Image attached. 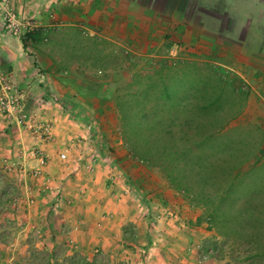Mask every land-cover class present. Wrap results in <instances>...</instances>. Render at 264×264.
I'll return each mask as SVG.
<instances>
[{"label": "crops", "instance_id": "0c3cea01", "mask_svg": "<svg viewBox=\"0 0 264 264\" xmlns=\"http://www.w3.org/2000/svg\"><path fill=\"white\" fill-rule=\"evenodd\" d=\"M8 9L53 26L75 27L76 22L90 30L89 36L117 42L125 53L147 60H200L217 68L209 61L217 56L246 90L249 120L264 126V0H9ZM46 11L54 14L47 17ZM28 58L21 40L5 34L0 19V72L19 89L31 116L52 124L46 139L33 131L24 133L14 119H0V159L16 157L22 203L28 206L21 216L30 223L19 233L31 231L49 254L61 247L88 262L101 257L109 264H133V255L146 246L149 252L171 251L159 264H181L187 256L183 247L196 243L192 233L200 230L188 228L192 218L181 213L183 201L168 191L144 192L146 182L132 177L130 169L131 180L115 168L105 156L104 150L111 149L95 145L97 138L84 118L67 113L64 103L50 97L52 68L41 74ZM61 152L67 154V163L59 160ZM112 175L117 177L113 183ZM136 187L142 195L135 194ZM150 216L158 219L156 235L137 240L149 235Z\"/></svg>", "mask_w": 264, "mask_h": 264}, {"label": "rangeland", "instance_id": "374dc122", "mask_svg": "<svg viewBox=\"0 0 264 264\" xmlns=\"http://www.w3.org/2000/svg\"><path fill=\"white\" fill-rule=\"evenodd\" d=\"M14 13L17 14L16 12ZM53 14L54 11L45 12L47 17ZM26 20L33 22L37 28H49L55 32L76 28L89 35L87 32L90 31L76 22L77 26L70 27L65 25L67 23H56L53 26V24L49 23L50 21L44 23L36 17H27ZM95 38L100 43V48L105 51L116 50L120 55L100 61L97 68L91 67L89 64L83 68L73 59L68 60L67 57H64L65 49H73L74 47L71 45L72 42L66 45L67 40L63 38L57 39L58 44L55 46H45L43 54L33 50L29 42L23 47L29 57L28 59L38 67L37 69L41 74L48 75L50 72L47 70L52 68L54 72L50 73L52 79L49 80V84H54V86L51 85L49 88V93L53 95L50 97L56 102H62V105L64 103V110L67 113H73L75 117L80 118L82 116L84 118L86 126L90 128V131L97 138L95 145L97 147L106 146L107 149H111V151L104 150L107 152L105 156L109 157L115 168L123 169L121 171L124 176L131 180V177L128 176L130 169L132 177L146 182L147 184L143 185L146 189L144 192L149 190L152 193L158 190L168 191L177 194L174 195L176 201H183L184 209H182L181 213L185 217L192 218L189 220L188 228L200 230L198 233H192L196 236L194 237L196 243H189L183 247L182 250L187 251V256H182L181 264H264V257L258 255V246L247 240L248 237L246 238L248 236L247 233H249V226L241 225L239 227L237 220L224 223V215L220 218L217 217L221 213L228 215L229 219L238 215L244 221L261 219L260 221L262 222L257 223L259 225L252 224L264 227L263 206L256 213H253L250 212L252 209L245 202L247 196L253 193L257 194V196H263L261 193L264 191V126L259 123H252L249 120L247 112L249 105L247 104L246 93H244L246 90L239 89L238 92L241 93L239 99L232 97L231 94L230 96L222 97L224 99L223 104L227 103L228 105V110L223 113V116L234 114L233 112L240 107L241 102L243 107L237 117L228 122L227 127L221 131V135L216 137V144L203 146L201 148L202 152L193 147L195 152L193 154L190 153L188 157L185 156L187 162L190 163L194 160L193 162L200 169L201 167L208 168V165L216 158L217 167L219 166V160L224 162V168L229 171H231L229 168H232L230 175L235 174L238 167H240L238 171L248 170L246 175L241 176V182L245 181V188H242L245 193L244 198L242 195L240 199L233 200L231 197H235V195L231 193L230 199H226L225 205L219 211H216L219 195L230 183V180L228 181L229 176H226L225 173L214 175L213 178L211 172L210 175L201 173L203 176L210 177L208 183H206L207 181L195 182V184H190L192 190L186 191L183 188L184 183L181 188L174 186L169 182L161 168L147 166L132 157L125 147L114 93L121 81L129 79L130 76L138 71L150 74V71L157 69L163 61L156 57L147 60L130 52L125 53L123 50L126 49L118 45L117 42ZM20 40L23 44L24 39L20 38ZM103 41L108 44L103 45ZM64 43L66 45L65 49L63 47ZM137 49L141 48L138 47ZM75 52L77 53V50ZM78 53L82 54L80 51ZM209 61L217 63L218 73L224 77L226 82L236 79L237 75L232 70L224 67L227 65L221 61V58L216 56ZM194 62L208 64V62L200 60H195ZM148 66L150 67L148 68ZM45 84H48V80L45 81ZM237 85L239 88L241 87L238 83ZM66 100H68L67 102H74L76 107L72 108V105L66 104ZM90 104L93 106H90ZM25 113L31 115V112L27 109H25ZM46 123L51 124L50 122ZM23 132L31 134L30 130L24 129ZM2 142L5 143L4 141ZM116 145H118V149L115 147ZM180 145H183L185 149L189 148L185 147L182 142ZM221 147H224V149ZM204 150L206 151L204 152ZM216 150L218 152L220 150V152L215 155ZM16 160V157L12 154L3 155L0 159V264H109L106 259L101 257H93L88 262L81 254L68 255L66 250L61 247L57 248L54 253L51 252L49 254L46 244L38 245L37 238L31 231H27L25 234L19 233L23 226L30 223V219H24L21 216V211L23 209L27 210L28 206L23 207L22 197L24 190L15 172ZM181 169L182 165L179 166L178 170ZM179 173L181 172L179 171ZM110 179L113 183L117 180V177L112 175ZM186 179L187 177L184 178V180ZM203 179L207 180L206 177ZM248 184H250V187H247ZM135 194L142 195L143 190L136 187ZM230 202H233V205H230ZM172 216L174 217L175 214ZM185 217L183 216V218ZM147 219L150 233L149 235L148 233L139 235L137 240L143 238L145 240L148 238L152 239L156 235L154 227L157 225L158 219L155 216H150ZM241 227L242 230H238L240 233H237L236 229ZM138 252V254L133 255V264H159L160 259H166L171 254L168 249H154L149 252L146 246L142 247V250ZM122 257L124 256L122 255ZM117 264L126 263L118 261Z\"/></svg>", "mask_w": 264, "mask_h": 264}, {"label": "trees", "instance_id": "16d2710c", "mask_svg": "<svg viewBox=\"0 0 264 264\" xmlns=\"http://www.w3.org/2000/svg\"><path fill=\"white\" fill-rule=\"evenodd\" d=\"M62 38L67 40L66 45L72 42L71 45L77 50L76 53L74 48L65 49L64 43L63 47L67 53L64 57L68 60L73 59L83 68L88 64L97 68L100 61L120 55L116 50L105 51L100 48V43L95 37H90L76 28L60 32L36 28L24 36L23 46L29 42L33 50L43 54L45 46H55L58 44L57 39ZM102 43L104 45L107 42ZM218 72L217 68L207 63L191 60L163 61L157 69L150 71V74L138 71L129 79L121 81L114 93L123 141L132 157L147 166L161 168L171 184L181 188L184 183L183 188L186 191L192 190L190 184L195 182L208 183L210 177L201 173L210 175L211 172L212 178L223 173L229 176L230 183L219 195L216 211L225 205L231 193L235 195L231 197L233 200L240 199L242 195L244 198L245 181L241 182V176L246 175L248 170L238 171L240 168L238 167L235 174L230 175L232 168H229L231 171L224 168V162L219 160L217 167L216 158L208 168L200 169L194 160L187 162L185 156L188 157L190 153L195 152L193 147L200 151L205 145H215L216 137L221 135L228 122L235 119L243 107L241 102L234 114L223 116L228 110V105L223 104L222 97L231 94L232 97L239 99L241 93L238 92L240 88L236 79L226 82ZM181 142L189 148L185 149L180 145ZM219 152L216 150L215 155ZM180 165L182 169L178 170ZM205 177L207 180L203 179ZM247 187H250V184ZM261 194L263 196L253 193L246 197L245 202L252 209L250 212L256 213L261 206L264 208V191ZM232 203L230 202V205H233ZM222 215L225 216L224 223L237 220L239 227L249 226L246 238L258 246V255L264 257V227L252 224L261 223V219L244 221L240 215L229 219L228 215L221 213L217 217L220 218ZM238 230H242V227L236 229L237 233H240Z\"/></svg>", "mask_w": 264, "mask_h": 264}, {"label": "built area", "instance_id": "2783aa9c", "mask_svg": "<svg viewBox=\"0 0 264 264\" xmlns=\"http://www.w3.org/2000/svg\"><path fill=\"white\" fill-rule=\"evenodd\" d=\"M8 3L9 0H0V19L3 30L8 36L18 39L24 38L28 32L33 31L37 27L33 22L9 10ZM0 119H14L17 125L25 130L33 131L46 139L51 137L52 125L40 122L34 116L25 113L21 92L9 76L3 72H0ZM58 157L61 162L67 163L68 157L65 152H61ZM39 161V165H44L45 160L42 156ZM40 171L41 169H37L36 173L38 174Z\"/></svg>", "mask_w": 264, "mask_h": 264}]
</instances>
